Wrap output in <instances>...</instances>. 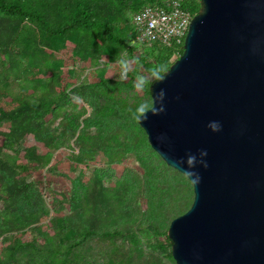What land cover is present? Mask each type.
<instances>
[{
	"label": "water",
	"instance_id": "water-1",
	"mask_svg": "<svg viewBox=\"0 0 264 264\" xmlns=\"http://www.w3.org/2000/svg\"><path fill=\"white\" fill-rule=\"evenodd\" d=\"M200 3L183 54L151 85L166 111L139 125L176 171L196 157L194 202L168 231L175 263L264 264V0Z\"/></svg>",
	"mask_w": 264,
	"mask_h": 264
},
{
	"label": "trees",
	"instance_id": "trees-1",
	"mask_svg": "<svg viewBox=\"0 0 264 264\" xmlns=\"http://www.w3.org/2000/svg\"><path fill=\"white\" fill-rule=\"evenodd\" d=\"M164 2L165 0H0V183L3 191L0 201L4 204L0 211V238L4 237L3 241H10L6 235L14 232L28 229L36 232L42 218L47 216L48 211H45L38 191L32 183H27L18 175L29 170L28 162H36L40 167L51 162V156L39 157L34 150L25 149L24 158L27 161L18 165L17 159L4 160L3 157L7 156L5 151H15L27 135L41 134L48 117L55 115L71 97L87 99L90 97L88 89H91V94L98 93L93 91L95 86L81 82L70 93L57 94L51 89V79L46 76L52 73L54 79L59 81L64 64L45 55L57 53L71 42L75 44V55L82 60L92 58L100 68L99 71L104 72L106 65L101 66L98 62L105 55L116 60L125 53L137 61L142 76L151 80L149 69L154 65H166L169 71L183 54L184 44L180 48L160 44L140 46L136 42L138 33L132 24V18L143 7L163 5ZM181 7L197 15L201 10V3L200 0H182ZM119 22L124 23L125 27H119ZM42 57H47V61L43 62ZM151 85L145 87L144 93L152 99ZM5 99L11 100L12 108L1 106ZM139 104L132 110L135 111ZM117 107L105 106L99 116L109 114V117H117L120 121L134 122L136 129L145 133L139 123L132 120L129 109L120 111L116 110ZM95 116L92 114L85 119V123L100 125V120L94 121ZM75 119L77 123L79 116ZM4 126H8V131H2ZM73 126L68 131L70 138H74L79 125ZM57 146L60 145L56 142ZM113 195L104 188L96 191L93 196H97L99 202L92 207L89 204V188L75 187L70 198H64L57 204L56 212L60 213L65 209V204H69L78 211L79 225L72 217L52 221L53 228L59 234L58 240L54 242L48 239L44 245H39L37 241L25 243L14 238L0 255V264H86L83 249L97 237H122L131 241L135 248L138 247L140 241L132 230L122 229L121 226L105 221L103 209H109L110 197ZM191 201L186 209H171L170 224L165 231L159 233L153 227L154 232L166 236L171 249L168 258L172 261L169 227L174 219L191 208L194 199ZM150 225L155 226L157 223L153 221ZM158 247L167 251L165 243L159 242ZM30 248L33 250L31 258L28 261L21 260V254H27Z\"/></svg>",
	"mask_w": 264,
	"mask_h": 264
},
{
	"label": "rangeland",
	"instance_id": "rangeland-1",
	"mask_svg": "<svg viewBox=\"0 0 264 264\" xmlns=\"http://www.w3.org/2000/svg\"><path fill=\"white\" fill-rule=\"evenodd\" d=\"M119 27L124 28L125 24L119 22ZM45 56L64 64L59 81L52 73L46 76L51 79V89L57 94L70 93L81 82L95 86L93 91L98 93L91 94V89H88L90 97L87 99L71 97L55 115L48 117L41 134L27 135L15 151H5L7 156L3 157L4 160L17 159L18 165L27 161L25 149L34 150L39 157L51 156V162L42 167L36 162H28L29 170L19 173V177L33 184L48 213L38 224L36 232L29 229L14 232L6 235L10 238L7 242L1 237L0 255L14 238L25 243L37 241L39 245L46 244L48 239L57 242L59 234L52 221L72 217L79 225L80 218L75 208L66 203L65 209L57 213L56 207L64 198L71 197L75 187H86L89 188L92 207L99 202L98 197L93 196L96 191L110 190L114 195L110 197L109 209H103L105 221L132 230L140 241L135 248L131 241L122 237H97L83 249L86 264H176L168 258L171 249L166 236L159 233L168 228L173 207L188 208L194 197L192 184L162 161L150 146L147 135L139 132L134 122L120 121L117 117H109V114L99 116L105 106H118L116 110L121 111L152 101L135 87L139 83L138 77L142 76L137 61L125 53L116 60L105 55L98 62L101 66L106 65V70L101 72L92 58L82 60L75 55V44L71 42L59 52ZM47 57H42V61L46 62ZM122 59L128 64L127 77L123 80L119 64ZM1 106L6 109L13 107L11 100L7 99ZM92 114L96 115L94 121H101L100 125L85 123ZM76 116H79L77 123ZM77 125L74 138H70L68 131ZM8 129L4 126L2 131ZM56 142L60 146L56 147ZM1 189L0 183V196H3ZM3 205L0 201V211ZM153 221L157 225H150ZM153 227L159 233L154 232ZM159 242L167 245V251L158 247ZM32 252L30 248L27 254H21L20 259L28 261Z\"/></svg>",
	"mask_w": 264,
	"mask_h": 264
},
{
	"label": "built area",
	"instance_id": "built-area-1",
	"mask_svg": "<svg viewBox=\"0 0 264 264\" xmlns=\"http://www.w3.org/2000/svg\"><path fill=\"white\" fill-rule=\"evenodd\" d=\"M181 1L165 0L163 5L145 6L137 12L132 18L137 44L182 47L195 15L183 10Z\"/></svg>",
	"mask_w": 264,
	"mask_h": 264
},
{
	"label": "clouds",
	"instance_id": "clouds-1",
	"mask_svg": "<svg viewBox=\"0 0 264 264\" xmlns=\"http://www.w3.org/2000/svg\"><path fill=\"white\" fill-rule=\"evenodd\" d=\"M119 64H120V67L122 70L121 80H123L125 78L123 73L126 72V70L128 68V64L123 59L119 61ZM149 73L152 77L151 80H149L147 77H144V76L138 77L139 83L135 84V87H136L138 92L143 93L145 87L149 84H153L155 82H163L166 79L169 71H168V68L166 65H154L151 69H149ZM165 96H166L165 90L161 89L159 91V93L157 95H155V97L152 98L151 102L144 101V102L140 103L136 107L135 111H133L130 108L129 112L131 113L132 120L137 122V123H141L142 121L148 120V113L149 112H151L153 116H159V115L165 113V111H166V108L164 105ZM157 104L159 105V107H157ZM207 127L209 129H211L212 132H220L221 131V125L217 121H210L208 123ZM159 139L161 141H163L164 137H160ZM200 155H201V157H207L208 152L206 150H201ZM177 163L180 165H183L184 160H179V161H177ZM195 163H196V157L189 154L187 157V165H188L189 170L183 171V174L186 178H188L190 180V182L192 184L198 185L201 181V177H200L198 172L191 170L195 167ZM202 164H203V167L205 169L208 167V164L206 161H202Z\"/></svg>",
	"mask_w": 264,
	"mask_h": 264
}]
</instances>
